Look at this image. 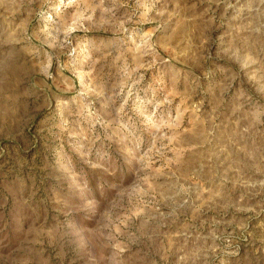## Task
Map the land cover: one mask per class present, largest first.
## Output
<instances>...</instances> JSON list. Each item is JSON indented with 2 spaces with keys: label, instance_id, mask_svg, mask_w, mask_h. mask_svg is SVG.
Here are the masks:
<instances>
[{
  "label": "rangeland",
  "instance_id": "obj_1",
  "mask_svg": "<svg viewBox=\"0 0 264 264\" xmlns=\"http://www.w3.org/2000/svg\"><path fill=\"white\" fill-rule=\"evenodd\" d=\"M0 264H264V0H0Z\"/></svg>",
  "mask_w": 264,
  "mask_h": 264
}]
</instances>
